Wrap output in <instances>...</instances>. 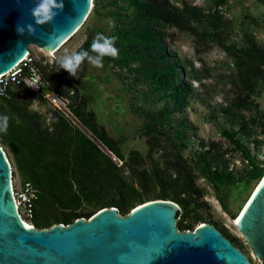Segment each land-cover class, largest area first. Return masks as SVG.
Returning <instances> with one entry per match:
<instances>
[{
	"label": "trees",
	"instance_id": "16d2710c",
	"mask_svg": "<svg viewBox=\"0 0 264 264\" xmlns=\"http://www.w3.org/2000/svg\"><path fill=\"white\" fill-rule=\"evenodd\" d=\"M125 1L132 10L129 20L124 25L120 23L111 35L117 38L115 47L119 50V58L105 57V62L126 68L138 81H148L150 91L161 92L162 98L172 99L174 107L184 106L185 97L191 90L190 84L183 80L185 68L188 69L187 77L197 83L208 74H197L189 61L182 60L180 63L170 59L167 49L155 35L154 27L160 24L172 26L200 41L215 39L219 27L216 8L202 10L186 4L178 7L168 0ZM192 23L207 25L208 31L197 33L191 27ZM90 44L91 37H88L83 48L77 52L88 49ZM219 45L231 60L232 83L245 94V98L237 99L223 109L229 119L239 118L233 122L236 130L221 131V136L248 167L243 180L234 178L232 172L227 170L214 142H199V150L189 161L177 154L170 155L161 166L153 164L147 175L143 169L135 172L129 168V174L125 175V162L117 165L103 151L121 159L114 140L107 136L95 117L92 96L88 93L93 82L74 79L71 83L68 80L67 85L71 87L63 88L58 77L43 72L46 88L66 98L70 118L51 108L45 117L29 110L27 103L19 104L16 93L26 90L24 88L10 90L7 98L0 99V111H3L0 115L9 117L7 133H0V144L8 149L21 181L30 183L36 191L31 225L36 229H46L53 224L66 225L77 218L87 219L101 208L109 207L124 216L143 202L168 200L179 208L176 221L178 231L191 230V226L184 222L189 214L194 223L205 222L197 211L200 191L194 186L192 170L213 183L237 186L238 183L247 185L257 181L264 174V169L254 162L245 144L235 138L238 134L248 136L249 130L247 123L235 116L232 109L249 108L250 102L246 97L253 91V81L264 74V49L256 46L252 40L240 46ZM79 91H82L80 95ZM35 97L42 100L39 95ZM166 114L168 108L164 103L158 116L164 117ZM71 117L77 119L88 134L73 126ZM255 122V118L248 120L250 124ZM159 128L162 130L163 126ZM253 143L258 144L259 141L253 140ZM131 155L137 158V153ZM131 177H135L136 182ZM149 180L161 191L151 199L146 196L147 193L141 194L148 189ZM215 200L221 211L228 214L224 202L219 198ZM87 207H92L93 211ZM222 234L233 240L225 232Z\"/></svg>",
	"mask_w": 264,
	"mask_h": 264
},
{
	"label": "rangeland",
	"instance_id": "374dc122",
	"mask_svg": "<svg viewBox=\"0 0 264 264\" xmlns=\"http://www.w3.org/2000/svg\"><path fill=\"white\" fill-rule=\"evenodd\" d=\"M168 1L178 7L181 4L195 6L202 10L215 7L218 12L219 27L215 39L208 38L200 41L199 38L172 26L160 24L154 27L155 35L160 38L162 45L167 49L170 59H176L180 63L182 60L189 61L197 74H208L200 83H197L187 77L188 69L185 68L184 74L186 75L183 80L190 84L191 90L186 95L185 105L182 107H174L172 99L162 98L161 92L150 91L151 84L148 81H138L126 68L109 65L105 60L103 61L104 67L101 69L92 67L85 60L77 72L78 79H69V73L62 69L57 71L56 58L77 52L83 48L88 37H91L92 42L97 33L111 36L116 32L120 23L124 25L125 21L129 20L132 10L125 0H94L83 24L56 52L47 55L34 46L29 47L30 51L38 62L41 74L45 72L58 77L63 88L71 87L67 85L68 80L71 83L74 79L75 81L88 79L93 82L88 93L92 96L95 117L107 136L114 140L121 159L103 151L111 160L118 159L120 164L117 165L125 162L127 165L125 175L129 174V169L135 172L143 169L147 175L153 164L161 166L164 159L170 155L177 154L189 161L199 150V142H214L227 170L232 172L234 178L243 180L248 167L240 159L238 152L221 136V131L236 130L233 122L239 118L230 117L229 119L223 109L237 99L245 98V94L232 83L231 60L221 50L219 44L240 46L247 40H252L256 46L264 49V0ZM191 27L197 33L208 31L207 25L204 24L192 23ZM81 93L82 91H79L78 95ZM16 94L19 104L25 102L29 110L36 111L45 117L48 115L50 107L45 101L37 99L26 90H19ZM246 98L250 102L249 108L246 110L232 109V112L247 123L246 128L249 130V135L238 134L235 138L245 144L254 162L264 169V119H262L264 116V74L253 81V91ZM164 103L168 108V114L159 117L158 112ZM2 113L3 111H0V114ZM253 118L256 122L248 123V120ZM71 123L86 132L77 119L71 117ZM161 126H163L162 130L159 128ZM253 140H258L259 143L254 144ZM0 148L7 156L12 189L15 190L22 181L8 149L2 144ZM131 153H137L138 159L132 157ZM191 172L194 186L200 191L198 199L200 206L197 211L205 222L194 223L192 215L189 214L184 222L191 226L190 231H193L200 223H209L233 239V243L247 258L249 264H260L252 256L240 234L221 215V209L215 200L219 198L224 202L228 214L222 213L231 220L233 219L231 217L240 211L255 181L247 185L238 183L237 186L229 183L219 184L198 175L196 171ZM131 178L136 182L135 177ZM148 184V189L141 193L142 196L147 193L146 196L151 199L161 193L154 182L149 180ZM87 209L93 211L92 207H87ZM19 216L31 225L30 218L26 217L21 210Z\"/></svg>",
	"mask_w": 264,
	"mask_h": 264
},
{
	"label": "water",
	"instance_id": "95a60500",
	"mask_svg": "<svg viewBox=\"0 0 264 264\" xmlns=\"http://www.w3.org/2000/svg\"><path fill=\"white\" fill-rule=\"evenodd\" d=\"M34 4L35 0H0V74L10 70L29 46L56 52L83 24L92 0H63V11L53 23L35 26L34 35H20L18 26L34 25ZM252 188L235 215L234 227L252 256L264 264V174ZM178 210L171 201L150 200L124 216L109 207L66 225L25 227L13 200L9 162L0 148V264H249L209 223L178 231Z\"/></svg>",
	"mask_w": 264,
	"mask_h": 264
},
{
	"label": "built area",
	"instance_id": "2783aa9c",
	"mask_svg": "<svg viewBox=\"0 0 264 264\" xmlns=\"http://www.w3.org/2000/svg\"><path fill=\"white\" fill-rule=\"evenodd\" d=\"M29 47L25 55L10 70L0 74V99L7 98L10 90L24 88L33 96H41L52 110H57L70 118L66 98L46 88L47 84L42 79L38 62ZM112 161L120 164L117 160ZM12 195L18 213L21 210L26 217L31 219L32 206L36 200V191L32 185L22 182L17 189H12Z\"/></svg>",
	"mask_w": 264,
	"mask_h": 264
},
{
	"label": "clouds",
	"instance_id": "9594fccd",
	"mask_svg": "<svg viewBox=\"0 0 264 264\" xmlns=\"http://www.w3.org/2000/svg\"><path fill=\"white\" fill-rule=\"evenodd\" d=\"M63 8V0H60V2L58 0H35L34 7L30 10L34 25L18 26V34L24 35L25 31H27L28 35H34L36 31L35 26L53 23L55 17L63 11ZM116 39L115 36H106L103 33H97L88 49L56 58L57 71L62 69L68 72L70 77L78 79L77 72L85 60L92 67L97 69L103 68L105 57L112 59L119 58V50L115 47ZM50 119L54 118L50 117ZM8 122L9 117L6 114L0 115V133H7Z\"/></svg>",
	"mask_w": 264,
	"mask_h": 264
},
{
	"label": "bare ground",
	"instance_id": "6f19581e",
	"mask_svg": "<svg viewBox=\"0 0 264 264\" xmlns=\"http://www.w3.org/2000/svg\"><path fill=\"white\" fill-rule=\"evenodd\" d=\"M67 42V41H66ZM39 51H41L40 49H38ZM41 52H43V51H41ZM43 53H45V52H43ZM54 53V52H53ZM53 53H45V54H47V55H52ZM257 183V182H256ZM216 208H217V206H216ZM217 210H218V208H217ZM219 211V210H218ZM220 213H221V215L234 227V222H235V218L234 219H227L226 218V215L224 214V213H222V211H220ZM25 225H28V226H30L28 223H25L24 221H22ZM235 228V227H234Z\"/></svg>",
	"mask_w": 264,
	"mask_h": 264
},
{
	"label": "flooded vegetation",
	"instance_id": "af4514ba",
	"mask_svg": "<svg viewBox=\"0 0 264 264\" xmlns=\"http://www.w3.org/2000/svg\"><path fill=\"white\" fill-rule=\"evenodd\" d=\"M219 233L224 237V238H226L236 249H238L237 247H236V245L233 243V241L231 240V239H229V238H227L226 236H224L220 231H219ZM239 250V249H238Z\"/></svg>",
	"mask_w": 264,
	"mask_h": 264
},
{
	"label": "snow or ice",
	"instance_id": "6c2138e0",
	"mask_svg": "<svg viewBox=\"0 0 264 264\" xmlns=\"http://www.w3.org/2000/svg\"><path fill=\"white\" fill-rule=\"evenodd\" d=\"M236 222H237V223H240V221H239V220H237ZM25 227H28V225H25Z\"/></svg>",
	"mask_w": 264,
	"mask_h": 264
}]
</instances>
